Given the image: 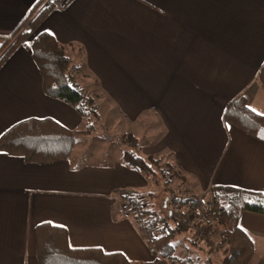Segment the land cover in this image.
Here are the masks:
<instances>
[{
  "label": "crops",
  "instance_id": "obj_1",
  "mask_svg": "<svg viewBox=\"0 0 264 264\" xmlns=\"http://www.w3.org/2000/svg\"><path fill=\"white\" fill-rule=\"evenodd\" d=\"M43 1L0 0V40L35 8L30 20ZM42 31L63 47L69 66L84 70L73 75L78 84L93 75L113 103H155V140L147 147L140 142L137 151L169 152L180 172L172 180L180 186L194 195L211 186L250 197L264 190V141L223 119L226 103L241 93L264 113L256 78L264 63V0H68L47 8L0 62V135L31 117L84 128L72 106L42 91L39 69L24 45ZM111 135L78 134L66 159L48 163L0 150V264H37L33 228L41 222L64 227L74 248L120 252L131 264H180L156 259L135 219L121 209L122 193L150 201L155 185L124 162V147ZM92 142L98 145L88 152ZM238 225L259 256L264 214L245 210ZM189 250L180 257L201 264ZM221 254H211L212 264Z\"/></svg>",
  "mask_w": 264,
  "mask_h": 264
},
{
  "label": "trees",
  "instance_id": "obj_2",
  "mask_svg": "<svg viewBox=\"0 0 264 264\" xmlns=\"http://www.w3.org/2000/svg\"><path fill=\"white\" fill-rule=\"evenodd\" d=\"M47 8L49 6L38 10L29 20L35 11L33 8L11 34L0 40V62L16 43L26 37V31L18 34L21 26L29 20L28 25L34 27ZM24 45L29 49L39 69L42 91L47 96L72 106L87 122L83 129L75 130L49 117L26 118L13 124L0 135V150L19 156L26 162L48 163L66 159L73 149L76 136L92 133L97 126L98 115L94 97L84 92L73 76L82 73L83 69L80 66H69V57L51 34L44 31L39 32ZM256 78L264 92V63L260 66ZM223 119L226 123L264 141V115L253 111L247 103L245 94L241 93L226 103ZM106 135L103 134V136ZM117 140L124 147L122 151L124 162L150 177L154 185L159 184L155 181L156 172L159 173L162 187L167 186L166 189L169 188L172 179L180 178V172L174 165L167 162L161 164L150 155H140L137 151V139L131 133L124 132L118 136ZM208 192L222 207L221 214L215 220L213 227V231L218 232V236L220 235L219 241L216 242V249L223 251L217 264H250L255 253L252 238L238 225V219L245 210L264 214V190L254 192V194L250 193L254 201L249 202L245 200L248 192L230 186H211ZM155 196L154 193L151 198L154 199ZM173 201L186 204L192 209L199 205L198 195L192 193L185 199L177 198ZM147 223L149 228L159 231L151 242L156 259L166 258L171 263L196 264L189 257L181 258L174 254L175 239L181 234L184 240L200 248L203 247L188 237V227L185 221L171 215L160 217L155 213ZM33 235L37 264H131L120 252L107 253L97 247H71L68 243L66 229L49 222L35 225ZM212 255H205L201 264H212ZM259 257L256 264H264V250Z\"/></svg>",
  "mask_w": 264,
  "mask_h": 264
},
{
  "label": "rangeland",
  "instance_id": "obj_3",
  "mask_svg": "<svg viewBox=\"0 0 264 264\" xmlns=\"http://www.w3.org/2000/svg\"><path fill=\"white\" fill-rule=\"evenodd\" d=\"M84 73V70L83 72ZM86 74V73H85ZM75 75V74H74ZM84 92H87L88 94H91L94 97V102L96 105V112L98 115V123L95 128V130L91 134L95 135H103L110 133V135L116 139L119 135L123 134L125 132H129L132 134L133 137L137 139L139 137V143L137 139V146L140 144V142H143L145 147L149 146L152 141L155 140V125H157V117L155 116V103H141V104H117L111 102L109 93L103 92V89L99 83L98 80L92 75V77H86L84 81H81L79 84ZM124 105L127 109L126 112L130 113L128 115L134 116V118H130L127 114H125V110L123 111L120 106ZM156 120V121H155ZM87 120L84 119L83 127H85ZM82 127V128H83ZM81 135V134H80ZM106 135V136H107ZM137 136V137H136ZM77 137V136H76ZM99 140H97L98 142ZM91 142V141H90ZM154 143V142H153ZM95 145H98L96 142H92L90 146L87 147V151L89 152L90 148H95ZM141 145V144H140ZM102 151H106L105 149H102ZM108 153V150L106 151ZM146 152V151H145ZM149 153V152H147ZM155 153V152H154ZM146 154V156L150 155L155 157L161 164L163 162H167L169 164H172L170 161H172V156L169 152L166 150L158 154ZM81 155V154H80ZM79 155V156H80ZM84 155H87L84 153ZM109 154H107L108 156ZM107 156L102 157L100 161L104 160ZM82 157V155H81ZM90 155L86 157H82L84 160H90ZM152 180V179H151ZM155 181H157L159 184H155V194H156V200L155 198L150 200L151 202L155 200L154 202V208L158 207L157 201L163 193L166 192L167 186L164 188L162 187L161 179L159 176V173H155ZM169 188H186L184 186H180L179 181L172 180ZM168 188V189H169ZM189 190V189H188ZM190 192V190H189ZM191 194V192H190ZM199 195V194H198ZM245 200L254 201V198L245 196ZM149 201V200H148ZM152 206V207H153ZM220 236V235H219ZM218 232L213 231L212 238L215 240V242L219 241ZM183 235H179L178 239L176 238L175 244L178 242L177 245H175L176 249H174V253L177 254V256L185 255V252L190 248L189 253L191 256L193 255H199L198 260L205 259V255L209 254H215V252L218 251L217 249L209 250L211 253H209L208 250H206L204 247H198L196 244L193 246L189 241L186 240H180L184 239L182 238ZM189 237V236H188ZM183 243L187 246L184 247ZM186 250V251H185ZM200 251V252H199ZM223 255V251L221 256ZM260 257L254 253L253 258L251 260L250 264H256L259 261ZM197 260V259H196Z\"/></svg>",
  "mask_w": 264,
  "mask_h": 264
},
{
  "label": "built area",
  "instance_id": "obj_4",
  "mask_svg": "<svg viewBox=\"0 0 264 264\" xmlns=\"http://www.w3.org/2000/svg\"><path fill=\"white\" fill-rule=\"evenodd\" d=\"M68 0H44L42 7L49 6L55 8L63 7ZM28 24H25L21 30L27 31ZM190 195L187 188H169L163 194L158 207L154 208V201L141 199L133 193H122L119 199L121 209L131 215L139 229L141 230L149 251L154 252L151 245L152 240L159 234L158 230L151 229L147 226L150 217L155 213L157 216H172L185 221L188 227V236L199 246L206 250L216 249V242L212 238L215 220L221 214V204L210 196L208 190L202 191L198 195L199 205L192 209L186 204L174 202L173 199H185ZM153 206V207H152ZM212 232V233H211ZM209 251V253H211Z\"/></svg>",
  "mask_w": 264,
  "mask_h": 264
},
{
  "label": "snow or ice",
  "instance_id": "obj_5",
  "mask_svg": "<svg viewBox=\"0 0 264 264\" xmlns=\"http://www.w3.org/2000/svg\"><path fill=\"white\" fill-rule=\"evenodd\" d=\"M253 111L255 112V111H256V109H253ZM261 115H264V113H261Z\"/></svg>",
  "mask_w": 264,
  "mask_h": 264
}]
</instances>
